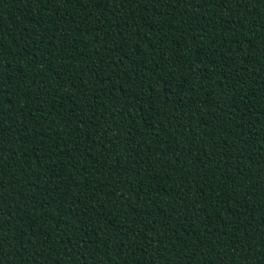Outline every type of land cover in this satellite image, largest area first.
<instances>
[{"label": "trees", "instance_id": "trees-1", "mask_svg": "<svg viewBox=\"0 0 264 264\" xmlns=\"http://www.w3.org/2000/svg\"><path fill=\"white\" fill-rule=\"evenodd\" d=\"M0 264H264V0H0Z\"/></svg>", "mask_w": 264, "mask_h": 264}]
</instances>
